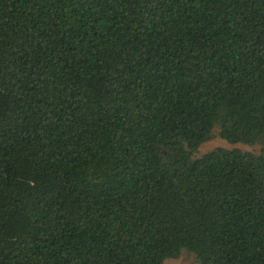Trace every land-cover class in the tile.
Segmentation results:
<instances>
[{"label": "trees", "instance_id": "trees-1", "mask_svg": "<svg viewBox=\"0 0 264 264\" xmlns=\"http://www.w3.org/2000/svg\"><path fill=\"white\" fill-rule=\"evenodd\" d=\"M182 250L264 264V0H0V264Z\"/></svg>", "mask_w": 264, "mask_h": 264}, {"label": "rangeland", "instance_id": "rangeland-1", "mask_svg": "<svg viewBox=\"0 0 264 264\" xmlns=\"http://www.w3.org/2000/svg\"><path fill=\"white\" fill-rule=\"evenodd\" d=\"M218 146H223V147H239L243 150L246 151H252L255 153H260L261 152V147L260 146H251L247 144H231L227 142L226 140L220 138V137H213L209 141L205 142L198 150L196 153V156H201L207 151L218 147ZM163 264H199L198 259L196 255L192 252L182 250L181 253L176 256V257H171V258H166L163 262Z\"/></svg>", "mask_w": 264, "mask_h": 264}]
</instances>
